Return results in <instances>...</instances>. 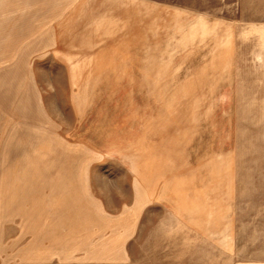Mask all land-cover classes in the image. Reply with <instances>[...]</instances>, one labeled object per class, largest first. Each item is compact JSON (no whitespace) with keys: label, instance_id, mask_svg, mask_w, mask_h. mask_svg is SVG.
Listing matches in <instances>:
<instances>
[{"label":"rangeland","instance_id":"obj_1","mask_svg":"<svg viewBox=\"0 0 264 264\" xmlns=\"http://www.w3.org/2000/svg\"><path fill=\"white\" fill-rule=\"evenodd\" d=\"M71 1L0 0V264H264V0H148L143 71L75 72Z\"/></svg>","mask_w":264,"mask_h":264},{"label":"crops","instance_id":"obj_2","mask_svg":"<svg viewBox=\"0 0 264 264\" xmlns=\"http://www.w3.org/2000/svg\"><path fill=\"white\" fill-rule=\"evenodd\" d=\"M68 4L59 19L52 22L49 48L56 61L67 64L64 71L92 70L79 66L99 59L106 64L117 62L125 66L103 70H144L139 67L144 65V54L139 53L137 44L140 39L139 24L144 23V19L140 21V14L144 13V9L147 13L150 8V23L153 24L154 1L72 0ZM25 9L26 6L20 4V13H25ZM98 41H105L102 48H99ZM116 41H121L119 47Z\"/></svg>","mask_w":264,"mask_h":264}]
</instances>
